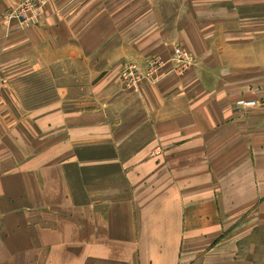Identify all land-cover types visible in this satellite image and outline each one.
<instances>
[{"label":"crops","instance_id":"1","mask_svg":"<svg viewBox=\"0 0 264 264\" xmlns=\"http://www.w3.org/2000/svg\"><path fill=\"white\" fill-rule=\"evenodd\" d=\"M4 27L0 264H264V108L235 106L264 97V0H57ZM174 43L194 66L123 85ZM20 87L50 96L18 114Z\"/></svg>","mask_w":264,"mask_h":264},{"label":"rangeland","instance_id":"2","mask_svg":"<svg viewBox=\"0 0 264 264\" xmlns=\"http://www.w3.org/2000/svg\"><path fill=\"white\" fill-rule=\"evenodd\" d=\"M57 0H0V43L7 38V29L4 27L11 21H15L20 28L29 29L31 27H37L40 25L44 18V13L47 6ZM240 16L251 14L254 17V12L250 13L240 9ZM25 16L27 19H24ZM260 16L256 17L259 18ZM255 17L250 20V23H257L260 19ZM255 23V24H256ZM253 24V27L254 25ZM257 25V24H256ZM258 27V25H257ZM256 27V28H257ZM230 26H225V30H229ZM159 53V52H152ZM162 53V52H161ZM171 57L165 58L161 54H153L145 57H141L140 60L130 59L122 64L119 71V78L123 85L132 90H137L138 87L143 83H158L164 75H168L170 71H173L176 75H183L187 70L196 64V58L187 47L181 43H174L170 50ZM132 67V68H131ZM131 68V69H130ZM169 68V69H168ZM168 69V70H167ZM133 71L138 74V76L130 72ZM127 74V75H126ZM4 75L0 72V100L1 103L5 98H13V95H7L9 92L7 88L4 90ZM38 87L41 86L40 83L37 84ZM14 90V89H13ZM14 92L18 95L19 104L17 101L16 105L11 104L10 107L15 109L16 113L24 114L30 111V102L39 101L41 97H45L47 94L46 90H28L22 87L17 88ZM50 96V95H48ZM238 108L244 110L252 111L259 108H264V97H262L256 104H252L249 107H242L236 103ZM5 107L0 104V110L2 111ZM158 153V151H157Z\"/></svg>","mask_w":264,"mask_h":264},{"label":"built area","instance_id":"3","mask_svg":"<svg viewBox=\"0 0 264 264\" xmlns=\"http://www.w3.org/2000/svg\"><path fill=\"white\" fill-rule=\"evenodd\" d=\"M24 19H27L25 16H22ZM132 68V67H131ZM130 68V69H131ZM133 73H135L134 71H133ZM133 73H132V71L130 72V75L132 76L133 75ZM137 76H138V74L137 73H135ZM127 75V74H126ZM256 102L257 101H255V100H240V101H238L237 102V104L238 105H240V106H244V107H249L250 105H252V104H256Z\"/></svg>","mask_w":264,"mask_h":264}]
</instances>
